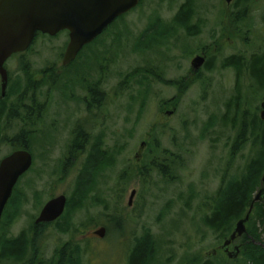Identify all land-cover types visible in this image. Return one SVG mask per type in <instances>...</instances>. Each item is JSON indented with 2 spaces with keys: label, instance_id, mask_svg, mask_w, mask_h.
I'll use <instances>...</instances> for the list:
<instances>
[{
  "label": "rangeland",
  "instance_id": "374dc122",
  "mask_svg": "<svg viewBox=\"0 0 264 264\" xmlns=\"http://www.w3.org/2000/svg\"><path fill=\"white\" fill-rule=\"evenodd\" d=\"M185 1L196 34L172 22ZM155 18L171 27L170 34L136 51L139 36ZM68 39L67 31L38 34L26 51L5 62L8 84L19 82L22 91L31 78L37 102L44 105L27 126L37 128L28 148L33 162L16 184L21 205L9 236L33 233L49 198L61 193L72 198L93 152L102 162L84 205L64 219L81 232L43 227L38 250L18 264L28 258L30 264H56V249L71 237L83 248L81 264H126L146 228L156 242L154 264H198L207 258L242 264L239 240L228 248L237 246V256L229 258L221 248L223 238L202 217L221 178L240 174L251 156L249 146L231 153L237 132L231 119L246 108L259 114L264 91L250 81L245 64L237 82L234 69L222 61L264 48V0L241 5L237 0H140L63 65ZM93 86L101 93L98 104L89 91ZM20 127L14 120L5 128L7 135ZM78 127L87 142L74 157L69 146ZM12 148L0 143V160ZM100 227L102 237L92 233Z\"/></svg>",
  "mask_w": 264,
  "mask_h": 264
},
{
  "label": "trees",
  "instance_id": "16d2710c",
  "mask_svg": "<svg viewBox=\"0 0 264 264\" xmlns=\"http://www.w3.org/2000/svg\"><path fill=\"white\" fill-rule=\"evenodd\" d=\"M237 1L240 2L241 0ZM190 10V2L185 1L179 6L172 22L174 25L182 27L187 33L196 34L193 25H189ZM170 29L169 25L163 24L155 18L139 36L138 43L135 44V50H145L158 44L161 39L170 34ZM222 63L224 66L233 68L237 77L243 73V68L246 65L245 72L249 74L254 86L264 91V48L259 52L251 53L247 58L242 54H231ZM22 68L26 69V64H23ZM206 68L209 69L208 62ZM34 87L35 82L28 78L26 87L22 91H20V83L15 82L12 85L8 84L5 95L0 96V143H10L13 147L12 150L28 149L30 134L33 130L34 132L37 131L36 127L32 129L27 127L34 124L35 119L41 116L44 108L43 102H37ZM29 89H31V94H28L27 90ZM89 91L94 96L93 103L98 104L101 100L99 90L93 86ZM229 104L230 102L227 105L229 106ZM14 120H19L22 127L13 136H9L5 128ZM231 122L236 124L237 127L231 153L235 154L241 148L249 146L251 156L240 174L235 176L225 175L221 178L215 193L206 198V211L203 214L202 221L218 237L224 240L230 235L234 224L249 213L246 232L237 238L243 259L242 264H264V238L262 237L264 232V197L254 200L257 190L264 186L262 181L264 174V119H261L258 113H250L246 108L243 111H237ZM86 136V133L78 127L75 139L69 146L71 155L76 157L75 152L78 149L82 150L83 143L87 142ZM93 153L95 155V152ZM94 155L89 157L88 165L81 173V177H78L72 198L68 200L60 221L55 223L56 228L62 232L70 230L81 232L79 228L75 229L73 227L74 229H71L73 225L70 218H68V222L64 219L72 211L81 208L86 201L95 170L98 168V164L102 162V159ZM15 188L16 185L0 217V263H25L29 251L31 250L34 255L35 251L38 250L37 242L42 237L40 230L48 225L34 224L33 233L31 234L22 230L15 236H9V228L17 217L21 205V200ZM82 252L83 248L80 247L79 241L71 237L56 249V264H81L80 256ZM156 253L157 247L153 235L149 229H143L131 248L126 264H154L153 259L156 258ZM28 263H32V258L30 261L29 258L27 259ZM198 264H218V262L214 258H207Z\"/></svg>",
  "mask_w": 264,
  "mask_h": 264
},
{
  "label": "water",
  "instance_id": "95a60500",
  "mask_svg": "<svg viewBox=\"0 0 264 264\" xmlns=\"http://www.w3.org/2000/svg\"><path fill=\"white\" fill-rule=\"evenodd\" d=\"M229 3L231 0H225ZM139 0H0V88L5 95L8 71L5 61L14 53L25 51L37 32L55 35L68 31L69 41L62 58V64L73 61L82 47L93 41L118 16L128 12ZM198 63L202 58L198 57ZM199 65V64H198ZM260 118L264 119V95ZM33 157L26 148H20L0 160V217L19 177L32 165ZM264 182V174L262 177ZM133 194V192H132ZM264 195V187L257 191L255 201ZM66 196L57 195L41 208L35 223L52 222L64 211ZM251 210V207L249 211ZM249 213L239 219L224 240L222 249L230 258L238 254V247L229 251V245L246 232ZM103 236L105 228L93 232Z\"/></svg>",
  "mask_w": 264,
  "mask_h": 264
},
{
  "label": "flooded vegetation",
  "instance_id": "af4514ba",
  "mask_svg": "<svg viewBox=\"0 0 264 264\" xmlns=\"http://www.w3.org/2000/svg\"><path fill=\"white\" fill-rule=\"evenodd\" d=\"M232 1V0H231ZM231 1L229 2V3H231ZM247 1H249V0H241L240 1V5L242 4V3H246ZM235 71V70H234ZM239 77H242L241 75H239ZM239 77H237V75H236V73H235V78H236V81L238 82V78ZM250 77V76H249ZM251 80V79H250ZM252 81V80H251ZM235 87H236V84H235ZM256 89L257 90H259L260 91V89H258L257 87H256ZM100 103V102H99ZM82 129V128H81ZM75 135H76V132H75ZM16 189V188H15ZM12 194V193H11ZM61 194H64V193H61ZM59 195V194H58ZM65 195V194H64ZM55 196H57V195H55ZM55 196H53V197H55ZM66 196V195H65ZM53 197H51V198H53ZM51 198H49V199H51ZM48 199V200H49ZM47 200V201H48ZM69 200V199H68ZM68 200H67V197H66V204H65V209H66V205H67V203H68ZM47 201H45L44 203H43V205L47 202ZM42 205V206H43ZM42 206H41V208H42ZM41 208H40V210H41ZM40 210H39V212H40ZM39 212H38V214H39ZM64 213V212H63ZM63 215V214H62ZM61 215V216H62ZM38 216V215H37ZM37 216H36V218H37ZM61 216H59L57 219H55L54 221H52V222H41V223H38V224H36V225H39V224H48V225H56L55 223L56 222H59L60 221V218H61ZM35 218V219H36ZM47 225V226H48ZM94 231V230H93ZM93 231H92V233H93ZM95 235V234H94Z\"/></svg>",
  "mask_w": 264,
  "mask_h": 264
}]
</instances>
